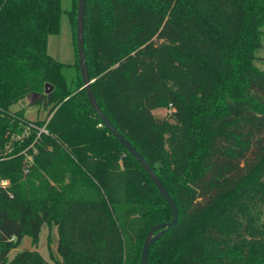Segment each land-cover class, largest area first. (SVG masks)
Returning <instances> with one entry per match:
<instances>
[{
	"label": "trees",
	"instance_id": "16d2710c",
	"mask_svg": "<svg viewBox=\"0 0 264 264\" xmlns=\"http://www.w3.org/2000/svg\"><path fill=\"white\" fill-rule=\"evenodd\" d=\"M77 2L0 0V264H139L148 229L172 217L48 53L62 12L76 26ZM261 12L264 0H85L96 100L178 210L147 264H264ZM37 94L47 113L29 127L14 107ZM43 224L56 227L60 259L25 248L9 260Z\"/></svg>",
	"mask_w": 264,
	"mask_h": 264
},
{
	"label": "rangeland",
	"instance_id": "374dc122",
	"mask_svg": "<svg viewBox=\"0 0 264 264\" xmlns=\"http://www.w3.org/2000/svg\"><path fill=\"white\" fill-rule=\"evenodd\" d=\"M264 20V12H261ZM260 34V43L261 46L256 50V59L255 65L262 71H264V23L259 27ZM48 53L56 58L58 61L64 64L62 68V74L64 75L68 88L71 91V94L79 92L83 86L80 81L79 71L77 67V53H76V43H75V23H71L67 16L66 12H62L60 16V31L58 34H53L48 36L47 42ZM35 97L29 96L24 99L22 103L16 105L14 108L23 107L25 109L24 115L28 119L29 123L35 120H43L47 113V107H45L43 100H34ZM160 108L154 110L156 116L164 117L159 115ZM168 113V112H167ZM166 113V114H167ZM163 114V113H162ZM15 137L10 138L7 146L9 150L12 151L14 148ZM8 151V152H10ZM24 150H21L19 153H24ZM5 183L9 182L7 179H2ZM152 195V198L149 201L152 204H158L157 196ZM58 240V235L56 227L54 225L47 226L43 224L39 233V238L37 245L31 244V238L29 236H24L21 244L18 248L13 249L8 254V259H12L13 256L22 249H36L40 254L46 258L51 263L50 251L53 254H56V244ZM59 258V256H58Z\"/></svg>",
	"mask_w": 264,
	"mask_h": 264
},
{
	"label": "water",
	"instance_id": "95a60500",
	"mask_svg": "<svg viewBox=\"0 0 264 264\" xmlns=\"http://www.w3.org/2000/svg\"><path fill=\"white\" fill-rule=\"evenodd\" d=\"M84 12H85V0H78L77 2V12H76V26H75V41L76 50L78 56V67L80 72V77L83 83V89L85 90L87 99L90 103L91 108L100 118L102 124L108 129V131L119 141V143L127 150V152L133 156L136 161L140 164L142 169L146 172L150 180L155 185L156 189L159 191L160 195L164 198L165 202L171 209L172 217L169 221L159 222L152 225L144 238L143 245L141 248L139 264H147V258L149 249L152 244L158 240L169 228L177 223L178 210L177 206L168 193L167 189L164 187L160 181L158 175L155 173L153 168L149 165L148 161L144 156L132 145V143L116 129L109 118L104 114L100 108L95 94L92 89L93 80L88 74L85 49H84ZM52 90V85L49 83L45 84L44 93L47 94ZM35 99L40 97V94L34 96Z\"/></svg>",
	"mask_w": 264,
	"mask_h": 264
},
{
	"label": "crops",
	"instance_id": "0c3cea01",
	"mask_svg": "<svg viewBox=\"0 0 264 264\" xmlns=\"http://www.w3.org/2000/svg\"><path fill=\"white\" fill-rule=\"evenodd\" d=\"M168 112V109L167 108H160V110H159V115H161V116H164V115H166V113ZM153 113H154V111H153ZM163 113V114H162ZM156 115V114H155ZM158 116V115H157ZM57 245V244H56ZM53 256H54V258L55 259H60V258H58V256H56V254H53Z\"/></svg>",
	"mask_w": 264,
	"mask_h": 264
},
{
	"label": "built area",
	"instance_id": "2783aa9c",
	"mask_svg": "<svg viewBox=\"0 0 264 264\" xmlns=\"http://www.w3.org/2000/svg\"><path fill=\"white\" fill-rule=\"evenodd\" d=\"M28 126H29V127H33L32 122L29 123ZM27 129H28V128H27ZM37 130H38L39 132H46V130H45V126H44V125H43L42 127L38 128ZM24 135H25V134H24ZM0 183H1V184H5V182H4L3 180H2Z\"/></svg>",
	"mask_w": 264,
	"mask_h": 264
}]
</instances>
